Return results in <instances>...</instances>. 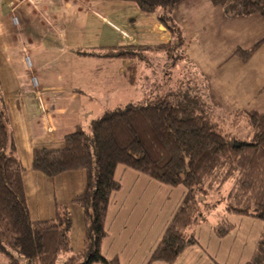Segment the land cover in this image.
I'll use <instances>...</instances> for the list:
<instances>
[{"label":"trees","instance_id":"trees-1","mask_svg":"<svg viewBox=\"0 0 264 264\" xmlns=\"http://www.w3.org/2000/svg\"><path fill=\"white\" fill-rule=\"evenodd\" d=\"M134 3L145 14L159 8V20L177 39L180 30L171 12L184 0H114ZM237 14L258 12L264 16V0H211ZM132 56L117 51L115 56ZM173 105L166 94H156L146 104L128 102L109 109L90 123L91 135L78 127L66 134L62 148H37L32 168L49 177L85 170L87 182L73 202L84 208V242L71 246L72 217L58 206L52 219H32L29 212L24 167L7 127V108L0 82V253L9 264H120L107 258L101 244L108 235L106 218L112 194L121 184L116 167L121 164L160 183L183 185L186 194L153 249L150 261L172 263L186 247L197 242L192 229L202 220L199 196L228 181L225 197L229 212L264 220V113L243 110L252 131L248 142L237 141L213 121L195 101ZM234 228L228 220L214 230L226 236ZM63 258L60 263L59 260ZM245 264H264V246Z\"/></svg>","mask_w":264,"mask_h":264},{"label":"rangeland","instance_id":"rangeland-1","mask_svg":"<svg viewBox=\"0 0 264 264\" xmlns=\"http://www.w3.org/2000/svg\"><path fill=\"white\" fill-rule=\"evenodd\" d=\"M208 3L214 4L211 0ZM202 4L204 0L192 3L204 7ZM214 6L221 10L220 17L216 14L217 23H215L219 36L209 41L205 40L204 35L208 34L206 23L199 21L197 23L199 30H196L195 21L192 20L194 25L187 26L189 34L187 33V37L183 36L184 46L172 51L176 63L174 62L171 67L166 65L171 71L169 82L167 85L162 82V86L156 90L150 84L152 79L147 78L148 91L143 93L145 97L138 103L146 104L156 94L168 95L173 105L188 100L190 101L187 104L191 105V100H194L198 111L205 109L224 132L230 133L239 142H248L252 138V131L247 119L236 114L243 110L264 112V16L258 12L237 14L226 5L214 4ZM157 13L162 14L163 8H159ZM186 47L189 48L188 54L185 51ZM212 60H215V66ZM218 61L222 63L220 69L216 66ZM30 64L29 70L33 68L32 61ZM0 76L7 89V116H11L10 122L7 120L8 131L15 139L17 154L25 169L24 182L31 218L39 219L47 216L41 214L44 208L42 203L50 202L49 198L52 196L54 201L56 195L67 205L63 206L72 214L71 245L74 251H78L84 242V232L83 235L79 234L82 224L85 228L84 210L78 203L72 202L74 194L70 192L72 185L76 186L75 184L80 180L81 174L85 176L87 182L86 171L77 170L72 177L52 181V177L32 168L33 148H62L65 143L64 137L70 132H61L57 139L45 144L32 140L27 131L29 128L27 122L30 118L28 110L24 107L20 109L15 105L19 100L18 91L16 89L14 94L13 78L3 66L1 58ZM32 76L34 75L28 77L29 81ZM43 78L49 82L54 80L52 74H43ZM157 80L159 78L154 82ZM208 94L209 100L206 98ZM129 96L132 97V94ZM116 103H104L102 110L104 112L94 114L93 117H101L107 111L106 107H113ZM90 123L88 120L84 127L89 136ZM118 166L115 177L122 182V186L121 190L114 192L113 196L119 203L110 210L107 218L108 236L101 244L102 255H108L105 257L112 258L120 253V258L118 257L120 264H245L255 256L260 247L264 246V220L251 215L232 213L226 209L225 197L232 186V181H228L214 188L208 196H199L203 217L193 231L197 242L186 247L172 263L150 261L153 249L186 194V188L183 185L163 184L143 174L139 175L131 168L121 164ZM123 170L130 172L132 176L138 174L142 179L124 177ZM124 200L126 202L122 205ZM77 209L80 211L79 215L75 211ZM138 214L143 219L137 218V220H145L140 221L145 223V229L141 227L136 229L137 221L133 226L132 222L126 221L129 216ZM223 220L232 222L234 228L228 235L221 237L215 233L214 228ZM0 256L4 264L6 257L2 253ZM62 261L63 258L59 260L60 263Z\"/></svg>","mask_w":264,"mask_h":264},{"label":"crops","instance_id":"crops-1","mask_svg":"<svg viewBox=\"0 0 264 264\" xmlns=\"http://www.w3.org/2000/svg\"><path fill=\"white\" fill-rule=\"evenodd\" d=\"M208 1L204 0V7H200L192 5L197 0H184L174 8L171 17L180 30V38L177 39L159 20L161 14H145L134 3L114 0H0V58L13 78L14 94L16 89L18 91L19 100L15 105L28 110L27 131L31 139L45 144L57 139L61 132H72L77 127L84 129L88 120L91 122L97 118L93 117L94 114L104 110V103L117 102L113 107H106L105 110H109L128 102H140L145 97L143 93L148 91L147 78L152 79L150 84L156 90L162 82L167 85L171 71L166 65L171 67L176 63L172 51L184 46L183 36L187 37V26L194 25L192 20L196 30H199V21L206 23L208 34L204 35L205 40L219 36L215 23L216 14L220 17L221 10ZM14 16L17 23L12 20ZM122 50L131 51L134 55L115 56V52ZM185 51L188 54L189 48L186 47ZM25 56L33 62L31 70L25 66ZM211 62L215 66V60ZM221 64L218 61L217 68L220 69ZM31 74L37 80L40 78L38 87L31 85L28 78ZM43 74H52L54 80L47 81ZM156 78L159 80L154 82ZM0 82L8 109L7 89L1 76ZM206 98L209 100V94ZM10 120L11 116H8ZM76 173L64 172L52 177V181L72 177ZM129 173L123 170L124 177L132 176ZM81 175L76 186L71 184L73 197L85 188L86 178ZM139 175L132 177L138 180ZM120 184L122 186V182ZM113 195L107 218L110 210L119 203ZM27 200L29 207L28 194ZM49 201H43L41 210V214L47 216L36 217L35 220L52 219L58 206H67L56 195L54 201L53 196ZM75 211L79 215V209ZM137 218L141 215L129 216L126 221L132 222V226L137 221L135 228L145 229V223L140 222L145 220ZM84 230L82 224L79 234L83 235ZM193 231L194 228V234ZM70 240L72 244L71 232ZM119 256L117 253L115 257ZM4 264H9L7 258Z\"/></svg>","mask_w":264,"mask_h":264},{"label":"built area","instance_id":"built-area-1","mask_svg":"<svg viewBox=\"0 0 264 264\" xmlns=\"http://www.w3.org/2000/svg\"><path fill=\"white\" fill-rule=\"evenodd\" d=\"M12 20H13L14 23L18 22V19H17L16 16H14L12 18ZM30 62H31V58L29 56H25L24 57V63H25L26 68H29L31 66ZM30 82H31L32 86L38 87V80H37L36 76H32V78L30 79Z\"/></svg>","mask_w":264,"mask_h":264}]
</instances>
